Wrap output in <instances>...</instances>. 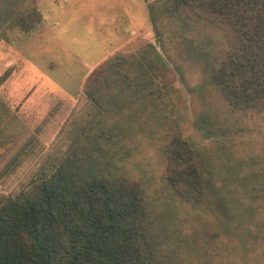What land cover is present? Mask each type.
<instances>
[{
  "label": "rangeland",
  "instance_id": "rangeland-1",
  "mask_svg": "<svg viewBox=\"0 0 264 264\" xmlns=\"http://www.w3.org/2000/svg\"><path fill=\"white\" fill-rule=\"evenodd\" d=\"M153 1L22 0L21 10L31 5L40 21L27 32L6 28L0 37V101L7 110L0 113V199L26 191L72 147L82 146L81 131L92 127L97 112L83 91L91 72L114 55H137L151 44L164 63L154 74L157 85L144 92H159V111L155 115L148 100L133 106V126L117 148V174L143 190L153 226L177 237L204 238L194 260L185 247L178 249L182 264L204 258L212 264H264L262 216L259 222L244 217L247 202L257 199L239 193L255 183L245 176L252 169L249 159L262 152L264 129L257 124L264 119L233 127L217 93L203 85L207 71L198 47L163 18L162 37L155 36L147 8ZM175 136L201 151L198 162L208 170L207 203L200 208L181 202L166 179L164 150Z\"/></svg>",
  "mask_w": 264,
  "mask_h": 264
},
{
  "label": "trees",
  "instance_id": "trees-1",
  "mask_svg": "<svg viewBox=\"0 0 264 264\" xmlns=\"http://www.w3.org/2000/svg\"><path fill=\"white\" fill-rule=\"evenodd\" d=\"M21 7L22 0H0V37L6 28L27 32L39 23L31 5ZM147 8L156 37H162L158 22L163 18L198 47L207 71L203 85L217 93L233 127L244 122L249 128L248 119L255 124L264 119V0H155ZM163 63L147 44L137 55L110 57L86 78L83 91L97 112L92 127L81 131L82 146L72 147L26 191L0 199V264H182L176 254L181 246L193 260L199 256L197 242L204 238L177 237L153 226L143 190L116 172V161L122 160L117 148L133 126V106L148 100L158 114L159 92L144 89L157 85L154 74ZM6 111L0 101V113ZM257 125L264 129V122ZM261 150L249 159L252 169L245 176L255 183L239 193L257 199L247 202L244 217L258 221L262 216L264 224V143ZM164 152L174 195L192 208L205 206L210 182L206 166L198 162L201 151L175 136Z\"/></svg>",
  "mask_w": 264,
  "mask_h": 264
}]
</instances>
